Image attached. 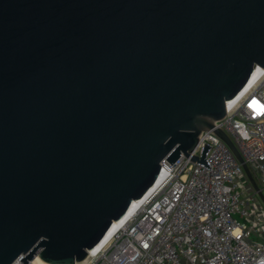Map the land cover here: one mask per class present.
Returning a JSON list of instances; mask_svg holds the SVG:
<instances>
[{"label":"water","instance_id":"obj_1","mask_svg":"<svg viewBox=\"0 0 264 264\" xmlns=\"http://www.w3.org/2000/svg\"><path fill=\"white\" fill-rule=\"evenodd\" d=\"M264 70V0H0V264H78ZM225 142L264 203L247 166Z\"/></svg>","mask_w":264,"mask_h":264},{"label":"built area","instance_id":"obj_2","mask_svg":"<svg viewBox=\"0 0 264 264\" xmlns=\"http://www.w3.org/2000/svg\"><path fill=\"white\" fill-rule=\"evenodd\" d=\"M261 69V68H260ZM227 102L190 154L160 163L161 184L109 243L78 264H264V203L225 142L230 140L264 198V70ZM14 264H21L16 261ZM29 264H34L31 261Z\"/></svg>","mask_w":264,"mask_h":264},{"label":"bare ground","instance_id":"obj_3","mask_svg":"<svg viewBox=\"0 0 264 264\" xmlns=\"http://www.w3.org/2000/svg\"><path fill=\"white\" fill-rule=\"evenodd\" d=\"M263 74L262 70L260 68H256L253 74V78L251 80V82L248 84V86L246 87V89L244 90V92H242L239 96L238 99L245 93L247 92L250 87L260 78V76ZM163 176H164V171L161 172V177L157 183V185L151 190V192L141 201H134V207L131 211V213L128 215V217H126L122 222L119 223H115L113 224V229L111 230L110 234L108 235V237L106 238V240L100 245L98 246L94 251L100 250L101 248L105 247L109 241L111 240L112 236L116 233V231L118 229H120V227H122L126 221L139 209V207L145 203V201L150 197V195L155 191V189L161 184L162 180H163ZM34 264H46L43 263L42 261H40L38 258H35L34 260Z\"/></svg>","mask_w":264,"mask_h":264}]
</instances>
